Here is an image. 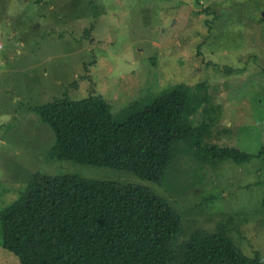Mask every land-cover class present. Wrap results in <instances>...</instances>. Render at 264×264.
Segmentation results:
<instances>
[{"label":"rangeland","instance_id":"rangeland-1","mask_svg":"<svg viewBox=\"0 0 264 264\" xmlns=\"http://www.w3.org/2000/svg\"><path fill=\"white\" fill-rule=\"evenodd\" d=\"M0 212L37 177L144 186L181 220V237L228 231L264 259V156L247 165L204 159L179 144L161 184L60 161L36 107L102 97L116 119L172 89L185 124L206 123L202 147H264V0H0ZM0 264H20L1 247Z\"/></svg>","mask_w":264,"mask_h":264},{"label":"trees","instance_id":"trees-1","mask_svg":"<svg viewBox=\"0 0 264 264\" xmlns=\"http://www.w3.org/2000/svg\"><path fill=\"white\" fill-rule=\"evenodd\" d=\"M190 101L172 89L151 105L116 119L91 94L36 107L55 134L60 161L125 171L161 184L180 143L204 159L250 164L264 156L233 148L202 147L206 123L185 124ZM1 247L20 264H264L237 248L228 231L191 233L180 242L181 220L144 186H120L79 176L37 177L24 197L0 212Z\"/></svg>","mask_w":264,"mask_h":264},{"label":"built area","instance_id":"built-area-1","mask_svg":"<svg viewBox=\"0 0 264 264\" xmlns=\"http://www.w3.org/2000/svg\"><path fill=\"white\" fill-rule=\"evenodd\" d=\"M0 49H1V46H0Z\"/></svg>","mask_w":264,"mask_h":264}]
</instances>
